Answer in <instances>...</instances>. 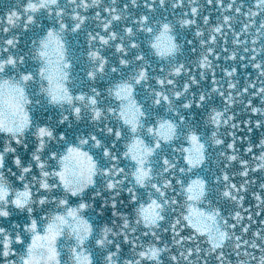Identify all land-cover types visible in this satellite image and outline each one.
<instances>
[{
	"label": "snow or ice",
	"instance_id": "1",
	"mask_svg": "<svg viewBox=\"0 0 264 264\" xmlns=\"http://www.w3.org/2000/svg\"><path fill=\"white\" fill-rule=\"evenodd\" d=\"M0 264H264V0H0Z\"/></svg>",
	"mask_w": 264,
	"mask_h": 264
},
{
	"label": "water",
	"instance_id": "2",
	"mask_svg": "<svg viewBox=\"0 0 264 264\" xmlns=\"http://www.w3.org/2000/svg\"><path fill=\"white\" fill-rule=\"evenodd\" d=\"M250 199V197H246L245 207H248L247 201Z\"/></svg>",
	"mask_w": 264,
	"mask_h": 264
}]
</instances>
